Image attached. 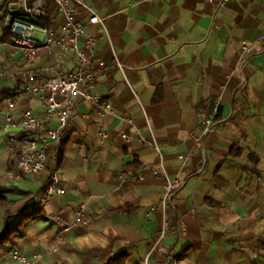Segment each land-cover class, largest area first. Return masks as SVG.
<instances>
[{"label":"crops","instance_id":"1","mask_svg":"<svg viewBox=\"0 0 264 264\" xmlns=\"http://www.w3.org/2000/svg\"><path fill=\"white\" fill-rule=\"evenodd\" d=\"M85 2L101 18L90 24L85 11L76 13L86 25L80 41L96 39L97 80L88 87L95 99L76 102L60 147L49 144L45 169L19 187L6 177L17 160V144L2 129L7 97L31 71L51 77L57 71L49 67L64 60L73 69L76 60L41 47L27 63L0 23V170L9 188L0 204L40 211L0 252V264H20L11 248L40 254L35 264H264V0ZM6 6L0 0V17ZM48 8L40 21L59 34L64 17L53 0ZM106 102L112 111L102 115ZM25 109L43 111L37 96L22 93L12 114ZM215 110L197 144L193 135ZM159 163L179 180L165 209L163 176L122 180ZM54 169L65 188L54 198L62 218L73 220L86 201V222L66 232L41 203Z\"/></svg>","mask_w":264,"mask_h":264},{"label":"built area","instance_id":"2","mask_svg":"<svg viewBox=\"0 0 264 264\" xmlns=\"http://www.w3.org/2000/svg\"><path fill=\"white\" fill-rule=\"evenodd\" d=\"M6 1L7 6L3 14L2 27L13 37L15 45L21 50L27 63L36 62L39 58L38 50L41 47L47 48L50 53L61 58L70 53L76 60L73 69H68L64 60L49 67L51 71H57L55 76L51 77H42L36 73V70L31 71L20 92L7 98L8 111L2 129L7 140L11 144H17L15 168L6 174L7 179L14 182L27 175L39 174L45 169L47 146L52 144L57 149L60 147L65 127L74 112L76 102L81 99H95L90 94L88 87L97 80L90 61V54L96 39L93 36H88L83 42L80 41V37L85 34L86 25L77 19L76 13L79 10L85 11L90 24L101 22V18L85 0H53L56 10L64 17L61 32L56 34L51 28L40 22V19L45 16L44 0H35L30 4L27 0ZM208 1L219 7L228 2V0ZM38 35L40 37H37ZM258 41L264 46V28L258 36ZM239 45L245 53L253 51V46L248 40L241 39ZM117 65L121 67L119 63ZM4 73L5 71L0 68V75ZM22 93L39 98L43 107L42 115H37L30 109L23 110L18 117L12 114L16 100ZM111 111L109 102L102 105V115L111 113ZM215 113L216 110L213 115L206 116L201 120L199 134L193 135L197 144L215 123ZM51 122L53 125H48ZM100 135L105 137L103 130L100 131ZM156 150L159 152L157 147ZM145 172L164 177L165 191L160 199L159 207L165 209L169 198L179 186L178 178L171 177L165 166L159 163L142 166L131 175L123 173L122 180L141 178ZM63 193H65V188L60 184L58 170L54 169L50 172L49 183L41 203L50 208L52 219L62 226V232H66L78 224L86 222L84 219L86 201L81 203L75 211L73 220H65L54 201L57 195ZM155 208L156 206H153L151 209ZM158 251L161 253L162 249ZM9 253L20 264H35L41 257L40 254L28 257L16 248H11Z\"/></svg>","mask_w":264,"mask_h":264},{"label":"trees","instance_id":"3","mask_svg":"<svg viewBox=\"0 0 264 264\" xmlns=\"http://www.w3.org/2000/svg\"><path fill=\"white\" fill-rule=\"evenodd\" d=\"M33 1H35V0H30L31 3ZM49 3H50V0H45V4H44L45 16H43L42 18L48 16V13H49L48 5H49ZM2 21H3V16L0 17V23L1 24H2ZM41 24L46 26L42 22H41ZM12 95H10V96H12ZM10 96H8V97H10ZM8 189H9L8 187H4L3 185H0V199H2L4 197L2 195V192L8 191ZM39 216H40V211L38 208H33L29 211H25V204L14 215L6 213L5 220H4V229L2 231H0V249H5L6 246L12 242V240L15 236H18L21 234V232H22L21 230L24 226V223L28 219H33V218H36ZM11 218H15L16 220L13 223H11L10 222Z\"/></svg>","mask_w":264,"mask_h":264},{"label":"rangeland","instance_id":"4","mask_svg":"<svg viewBox=\"0 0 264 264\" xmlns=\"http://www.w3.org/2000/svg\"><path fill=\"white\" fill-rule=\"evenodd\" d=\"M7 171L0 170V185H6L4 175ZM15 185L17 187L22 186V180H18L15 182ZM27 200L25 201V203ZM23 202H19L18 204H0V231L4 229V220H5V215L6 213H9L11 215L16 214L22 207H23ZM15 218H11L10 222H14ZM0 252H4L3 249H0Z\"/></svg>","mask_w":264,"mask_h":264}]
</instances>
